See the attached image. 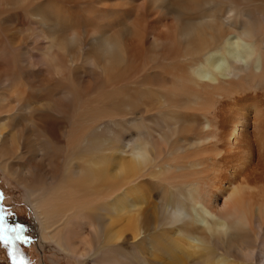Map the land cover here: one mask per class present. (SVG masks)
<instances>
[{"label": "bare ground", "instance_id": "1", "mask_svg": "<svg viewBox=\"0 0 264 264\" xmlns=\"http://www.w3.org/2000/svg\"><path fill=\"white\" fill-rule=\"evenodd\" d=\"M0 171L78 264H264V0H0Z\"/></svg>", "mask_w": 264, "mask_h": 264}, {"label": "rangeland", "instance_id": "2", "mask_svg": "<svg viewBox=\"0 0 264 264\" xmlns=\"http://www.w3.org/2000/svg\"><path fill=\"white\" fill-rule=\"evenodd\" d=\"M0 207L6 210V222L8 225H22L24 235L29 238L28 243H17L10 249L0 243V264H13L9 257L12 251L16 260H22L23 264H78L57 248H42L38 243L36 227L31 210L26 203L23 189L11 178L0 171Z\"/></svg>", "mask_w": 264, "mask_h": 264}, {"label": "snow or ice", "instance_id": "3", "mask_svg": "<svg viewBox=\"0 0 264 264\" xmlns=\"http://www.w3.org/2000/svg\"><path fill=\"white\" fill-rule=\"evenodd\" d=\"M7 212L0 207V243L9 246L10 249L19 243H28L29 238L24 235V228L22 225L11 226L6 222ZM9 257L12 258L13 264H23L22 260H16L12 251H9Z\"/></svg>", "mask_w": 264, "mask_h": 264}]
</instances>
